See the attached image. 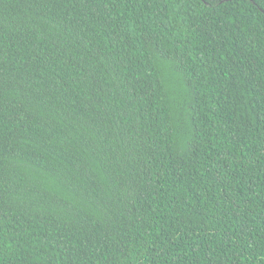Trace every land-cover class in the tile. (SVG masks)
Listing matches in <instances>:
<instances>
[{
	"label": "trees",
	"instance_id": "obj_1",
	"mask_svg": "<svg viewBox=\"0 0 264 264\" xmlns=\"http://www.w3.org/2000/svg\"><path fill=\"white\" fill-rule=\"evenodd\" d=\"M0 264H264V0H0Z\"/></svg>",
	"mask_w": 264,
	"mask_h": 264
}]
</instances>
